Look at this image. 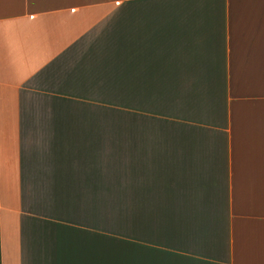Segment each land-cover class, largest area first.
I'll list each match as a JSON object with an SVG mask.
<instances>
[{"label": "crops", "instance_id": "0c3cea01", "mask_svg": "<svg viewBox=\"0 0 264 264\" xmlns=\"http://www.w3.org/2000/svg\"><path fill=\"white\" fill-rule=\"evenodd\" d=\"M0 264H264V0H0Z\"/></svg>", "mask_w": 264, "mask_h": 264}, {"label": "trees", "instance_id": "16d2710c", "mask_svg": "<svg viewBox=\"0 0 264 264\" xmlns=\"http://www.w3.org/2000/svg\"><path fill=\"white\" fill-rule=\"evenodd\" d=\"M110 211L112 214L116 215L117 217H119L120 215L123 214V208L120 207V208H114V212H112L111 208L109 207ZM106 211H109L108 209ZM123 216V215H122Z\"/></svg>", "mask_w": 264, "mask_h": 264}, {"label": "rangeland", "instance_id": "374dc122", "mask_svg": "<svg viewBox=\"0 0 264 264\" xmlns=\"http://www.w3.org/2000/svg\"><path fill=\"white\" fill-rule=\"evenodd\" d=\"M106 210H107V208H104V210H103L104 213H105ZM111 210H112V212H114V205L111 206Z\"/></svg>", "mask_w": 264, "mask_h": 264}]
</instances>
